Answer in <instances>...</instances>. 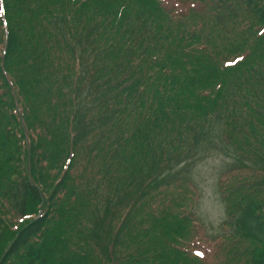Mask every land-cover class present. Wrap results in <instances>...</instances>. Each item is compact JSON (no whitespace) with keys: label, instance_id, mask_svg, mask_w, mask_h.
<instances>
[{"label":"trees","instance_id":"trees-1","mask_svg":"<svg viewBox=\"0 0 264 264\" xmlns=\"http://www.w3.org/2000/svg\"><path fill=\"white\" fill-rule=\"evenodd\" d=\"M219 115L210 237L165 155ZM0 264H264V0H0Z\"/></svg>","mask_w":264,"mask_h":264},{"label":"rangeland","instance_id":"rangeland-1","mask_svg":"<svg viewBox=\"0 0 264 264\" xmlns=\"http://www.w3.org/2000/svg\"><path fill=\"white\" fill-rule=\"evenodd\" d=\"M192 129L197 130L194 127ZM196 132L198 134L194 136V145L187 142L185 152L175 153L172 146L169 154L165 155L168 161L164 179H189L195 184L200 197L194 208V216L202 224L206 234L215 237L220 234L221 226L227 218L226 204L219 191L221 175L234 166L258 168L263 165L259 160L242 156L224 139L220 115L210 127ZM162 160L163 157L159 155V161ZM152 171L155 172L154 167ZM92 213L95 215L93 211ZM106 214L105 217H100V221L112 217L111 214Z\"/></svg>","mask_w":264,"mask_h":264},{"label":"snow or ice","instance_id":"snow-or-ice-1","mask_svg":"<svg viewBox=\"0 0 264 264\" xmlns=\"http://www.w3.org/2000/svg\"><path fill=\"white\" fill-rule=\"evenodd\" d=\"M198 255H202V253H198Z\"/></svg>","mask_w":264,"mask_h":264}]
</instances>
